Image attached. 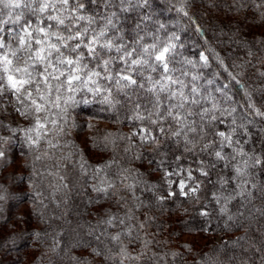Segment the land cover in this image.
<instances>
[{"label": "trees", "instance_id": "obj_1", "mask_svg": "<svg viewBox=\"0 0 264 264\" xmlns=\"http://www.w3.org/2000/svg\"><path fill=\"white\" fill-rule=\"evenodd\" d=\"M80 2L77 14L95 19L93 29L112 17L114 44L136 47L137 35L142 45L176 37L173 78L187 85L185 94L196 87L208 98L203 108L215 104L209 115L217 118L201 121V106L186 105L196 130L179 136L170 119L137 120L154 109L151 83L135 74L143 88L113 86L108 94L103 80L98 96L62 88L60 108L48 114L56 123L38 144L25 134L35 122L30 114L24 134L1 148L0 264H264V0H148L125 5L127 11L105 0ZM111 57L118 54L104 56ZM121 67L113 59L109 71ZM163 75L159 68L144 72L153 81ZM140 128L155 143L134 146L129 130ZM221 131H232L231 147H219ZM237 168L246 174L238 176ZM180 170L193 175L195 194L167 184L165 174Z\"/></svg>", "mask_w": 264, "mask_h": 264}, {"label": "snow or ice", "instance_id": "obj_2", "mask_svg": "<svg viewBox=\"0 0 264 264\" xmlns=\"http://www.w3.org/2000/svg\"><path fill=\"white\" fill-rule=\"evenodd\" d=\"M147 2L148 0H105L107 6L116 4L122 11H127L125 5L138 6ZM82 8L80 0H0V108L5 107L4 101L8 99L4 94L6 88L14 110L23 116L31 114L34 118L33 127L25 132L33 145L38 144L42 136L47 135L49 123H56L55 120L49 121L48 114L53 107L60 108L62 88L74 94L83 91L94 96L101 95V80L106 82L103 91L108 94L113 86L120 90L132 86L143 88L144 84H138L133 74L151 83L148 91L153 96L151 103L154 111H149L146 117L137 115V120L146 119L150 125H154L158 121L170 119L180 125V129L173 133L179 136L184 128H187L188 132L196 130L187 122L190 113L187 112L186 105L201 106L202 111L198 113L201 121L206 117L209 121L217 118L215 115H209L215 110V104L211 109L203 108L202 101H207L208 98L201 96L196 87H191L188 94H185L183 89L187 85L179 77L173 78V72L176 70L169 65L175 62V56L178 54L177 45L171 42L177 39L176 37H169L167 43L157 41L151 45H142L139 44L142 37L137 35L136 47L129 48L123 43L114 44L108 36L109 26L115 28L112 17H105L103 27L93 29L91 26L96 23L95 19L77 14ZM177 11L188 15L183 7ZM33 18L36 20L35 24L32 22ZM78 21L86 23L81 27ZM112 52L117 53L118 57L104 58ZM113 59H119L122 65L115 75L109 71ZM201 59L207 63L206 57L201 56ZM89 62H92V67H89ZM157 68L164 73L159 80L153 81L151 76H144L145 70L155 72ZM181 75H187V72L182 71ZM196 79L197 77H192L193 81ZM161 93H165L164 104L160 99ZM72 99L73 97H68L65 104ZM105 100L107 101V95ZM83 102L87 103L86 100ZM224 111L231 115L235 108ZM41 113L44 114L43 120ZM257 115L261 113L257 112ZM153 116L156 119H153ZM232 123H235V119ZM158 131L163 133L164 127H160ZM232 131L228 134L223 131L216 134L220 137L219 147L232 146ZM32 133H35V139ZM141 133L144 134L141 139L145 143H155V137L147 128H141ZM237 154L245 155L242 151ZM214 155L224 159L220 151H215ZM0 156H3L2 152ZM255 163L259 164L260 161L256 160ZM236 172L238 176L246 174L239 168ZM202 174L207 175L206 172ZM165 175L167 177L173 173ZM176 175L179 176L180 173L177 172ZM186 176L192 179L191 172H187ZM169 183H176L180 194L187 195L184 191L187 187L185 179ZM188 191L195 193L196 187H191ZM168 195L175 193L170 192Z\"/></svg>", "mask_w": 264, "mask_h": 264}, {"label": "rangeland", "instance_id": "obj_3", "mask_svg": "<svg viewBox=\"0 0 264 264\" xmlns=\"http://www.w3.org/2000/svg\"><path fill=\"white\" fill-rule=\"evenodd\" d=\"M6 32H7V28H6ZM171 42L176 44V40H174V39ZM4 94L6 97H8V99L4 101L5 107L0 108V119H3L5 121V123L8 126H12V128L11 129L7 128V130L0 128V152H2L1 148L4 145L12 146V144L14 143V140H17V136L24 134V132H25V128H24L25 120L27 118H29V116H30V114L28 116H23L20 114V112L14 110V107H13L12 102H11V97H10L6 88L4 89ZM13 130H15V131H13ZM129 134H130V137L132 139V143L134 146L139 147L145 143L141 139L142 135H144L141 133V128L137 129V130H129ZM12 169L13 168L10 167L8 170L11 171ZM178 172L180 173L179 176H177L175 174L167 176V184L169 186H172L173 183H169V182L174 181L175 177L178 178L177 181L180 179H185V183L187 184V187L185 188L184 191L187 194H195L196 192L192 193V192L188 191V189L191 187H197V184L192 186L190 184L191 179H188L186 176V173L190 172V171L180 170ZM192 178H193V175H192ZM196 191H197V188H196ZM185 238L189 239V240H194V238H190V237H185ZM221 239H222L221 236H212L209 238V240L215 241V242H219V241H221Z\"/></svg>", "mask_w": 264, "mask_h": 264}]
</instances>
